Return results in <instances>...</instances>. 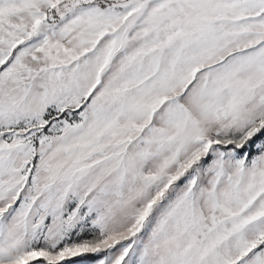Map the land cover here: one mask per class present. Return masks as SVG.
Here are the masks:
<instances>
[{
  "label": "snow or ice",
  "instance_id": "6c2138e0",
  "mask_svg": "<svg viewBox=\"0 0 264 264\" xmlns=\"http://www.w3.org/2000/svg\"><path fill=\"white\" fill-rule=\"evenodd\" d=\"M0 264H264V0H0Z\"/></svg>",
  "mask_w": 264,
  "mask_h": 264
}]
</instances>
